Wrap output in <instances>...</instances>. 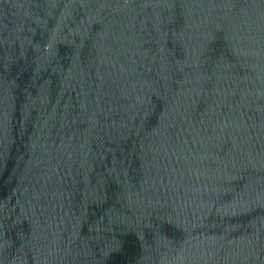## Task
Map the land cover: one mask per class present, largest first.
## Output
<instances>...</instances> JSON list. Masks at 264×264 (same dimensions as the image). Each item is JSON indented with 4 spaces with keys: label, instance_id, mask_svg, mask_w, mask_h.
Returning a JSON list of instances; mask_svg holds the SVG:
<instances>
[{
    "label": "water",
    "instance_id": "obj_1",
    "mask_svg": "<svg viewBox=\"0 0 264 264\" xmlns=\"http://www.w3.org/2000/svg\"><path fill=\"white\" fill-rule=\"evenodd\" d=\"M0 264H264V0H0Z\"/></svg>",
    "mask_w": 264,
    "mask_h": 264
}]
</instances>
